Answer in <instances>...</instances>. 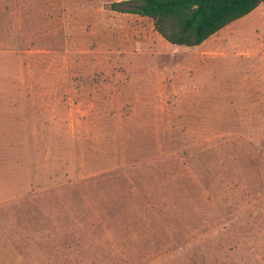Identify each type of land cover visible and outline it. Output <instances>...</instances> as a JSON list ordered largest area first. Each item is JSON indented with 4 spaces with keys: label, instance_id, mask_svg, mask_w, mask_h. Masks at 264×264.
Here are the masks:
<instances>
[{
    "label": "rangeland",
    "instance_id": "rangeland-1",
    "mask_svg": "<svg viewBox=\"0 0 264 264\" xmlns=\"http://www.w3.org/2000/svg\"><path fill=\"white\" fill-rule=\"evenodd\" d=\"M124 0H0V264H264V1L203 45Z\"/></svg>",
    "mask_w": 264,
    "mask_h": 264
},
{
    "label": "trees",
    "instance_id": "trees-1",
    "mask_svg": "<svg viewBox=\"0 0 264 264\" xmlns=\"http://www.w3.org/2000/svg\"><path fill=\"white\" fill-rule=\"evenodd\" d=\"M264 0H124L115 2L120 12L150 18L166 41L196 46L212 34L243 17Z\"/></svg>",
    "mask_w": 264,
    "mask_h": 264
},
{
    "label": "crops",
    "instance_id": "crops-1",
    "mask_svg": "<svg viewBox=\"0 0 264 264\" xmlns=\"http://www.w3.org/2000/svg\"><path fill=\"white\" fill-rule=\"evenodd\" d=\"M258 6H259V5H258ZM258 6H257V7H258ZM256 9H257V8L253 9L251 12H249V13L246 14V15H244L243 17H246V18H247V17H250L251 15H253V14L255 13ZM236 20H237V19H236ZM234 21H235V20H234ZM232 22H233V21H232ZM228 25H229V24H228ZM226 26H227V25H226ZM226 26H225V27H226ZM225 27H223L222 29H220L218 32L212 34L210 37H212L213 35H216L217 33L221 32L222 30H224V29L227 28V27H226V28H225ZM210 37H208L207 39H209ZM207 39H206V40H207ZM206 40H205V41H206ZM205 41H203V42L200 43L199 45H196V47H197V46L199 47V46L203 45V43H204ZM187 47H188V46H187ZM192 47H194V46H192Z\"/></svg>",
    "mask_w": 264,
    "mask_h": 264
}]
</instances>
